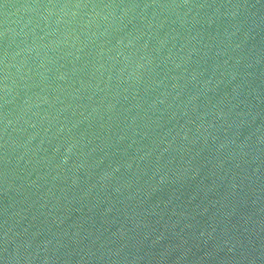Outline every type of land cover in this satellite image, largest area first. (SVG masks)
I'll return each mask as SVG.
<instances>
[{
  "label": "water",
  "instance_id": "obj_1",
  "mask_svg": "<svg viewBox=\"0 0 264 264\" xmlns=\"http://www.w3.org/2000/svg\"><path fill=\"white\" fill-rule=\"evenodd\" d=\"M0 264H264V0H0Z\"/></svg>",
  "mask_w": 264,
  "mask_h": 264
}]
</instances>
